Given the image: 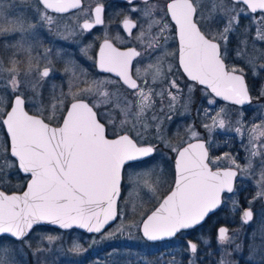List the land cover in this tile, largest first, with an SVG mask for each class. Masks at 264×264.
Here are the masks:
<instances>
[{"label":"snow or ice","instance_id":"snow-or-ice-1","mask_svg":"<svg viewBox=\"0 0 264 264\" xmlns=\"http://www.w3.org/2000/svg\"><path fill=\"white\" fill-rule=\"evenodd\" d=\"M124 3L129 14L122 27L128 38L117 33L111 39L126 50L114 46L107 32L95 57L92 44L77 41L80 58L115 78L89 80L78 59H65L68 54L57 48L55 59L65 64L61 75L67 79L56 83L51 79L57 71L53 50L39 52L43 32L52 33L55 27L60 39H82L104 23V5L90 13L81 9L94 23L86 20L78 32L66 25L68 35H63L52 13L80 9L81 0H0V188L13 175L28 178L22 194L0 190V264H43L41 257L50 249L41 245L57 239L38 237L34 245L32 233L43 223L101 233L121 214L115 205L124 191L130 194L125 203L134 211L135 201L143 197L158 205L139 225L128 228L142 225L149 241L192 235L195 238L183 244V259L204 264L202 250L213 245L199 230L210 216L227 212L238 217L242 230L254 219L253 204L264 202V55H254L264 46V0ZM257 10L258 19L253 15ZM244 19L249 23L242 24ZM237 35L240 39L230 47ZM170 41L178 42L174 52L168 51ZM170 56L178 63L168 62ZM21 64L26 67L21 69ZM81 83L88 86L81 88ZM196 91L210 107L217 97L239 106L255 101L261 123L246 127L244 113L249 109L242 107L233 128L231 121L226 124L225 109L212 116L205 108L212 122L201 124L204 131L192 125L186 129L197 142L173 144L167 125L173 114L191 109ZM177 105L184 111L178 112ZM218 130L234 132L241 140L247 136L243 167L228 152L211 154L220 146L213 135ZM222 160L230 162L223 170ZM257 175L256 194L242 205L235 180ZM165 185L168 194L161 201L158 192ZM261 220L259 243L255 230L245 237L240 230L229 234L228 227L217 228L221 258L213 264H232L227 258L242 254L245 247L249 264H264V217ZM70 251L79 253L82 245L74 241ZM163 264H177L175 255Z\"/></svg>","mask_w":264,"mask_h":264},{"label":"flooded vegetation","instance_id":"flooded-vegetation-1","mask_svg":"<svg viewBox=\"0 0 264 264\" xmlns=\"http://www.w3.org/2000/svg\"><path fill=\"white\" fill-rule=\"evenodd\" d=\"M98 4H103L105 7V12L103 13V20L104 23L101 25H95L90 32H87L85 34V36L81 39L79 36H72L69 35L67 40H63L60 39L59 36L56 34V28H53L52 33H47V32H43L42 34V39L44 41L43 47H41L39 49V52L42 53L44 48H51L53 50L52 52V59H53V63L54 66L56 68V72L53 73L51 79H53L56 83H61L63 81H65L67 79L66 76H62L61 73L64 70L65 64L63 63V61H57L55 59V50L57 48H62L64 50L65 53H67L68 55L65 56V59H68L69 57H75L78 59V62L82 65L83 68L87 69L89 75V80H91L92 78H97L100 80L103 79H107V78H115V74L114 73H104L101 72L98 68L93 67L92 66V61L91 60H87L85 61L83 58L79 57V51H78V44L77 41H80V43L82 44H92V55L95 57L96 54L99 52V45H101L103 43V40L105 38V33H109V38L111 40V42L113 43L114 46L119 47L120 50H126L125 46L122 44H119L118 42H116L114 39H111L113 37L116 36L117 33H119V35L128 38V33L123 29L122 27V21L124 19L125 15H128V5H126L124 3V0H81V8L80 9H75L66 13H52L54 15V17H56L57 19V23L60 27L61 33L63 35H68V33L64 32V28L66 25L69 26L70 29H75L77 32L79 31V26L82 25L86 20H88V22L94 23V19H90L88 15L85 14V12H82L81 9L87 10V12H91L92 9H94ZM117 11L121 12L122 15L117 16L116 13ZM258 13L257 14H253L258 17ZM132 19L135 20L136 17L135 15H132ZM248 21V20H246ZM133 34L136 33V29H133ZM239 35H237L236 37H234L231 40V44L230 47H234L236 44V41L238 40ZM170 47L168 49L169 52H174L176 51V49L178 48V42L175 41H170ZM131 46V45H129ZM260 47V46H258ZM138 51H140V48H137ZM37 53L33 52V56H35ZM168 62L176 64L178 63V58H173V57H169L168 58ZM35 63V62H34ZM135 63V61H134ZM233 63H236L233 61ZM44 63L41 62L40 64V68L41 70L44 67ZM239 66V65H238ZM21 69H24L26 67V64H21L20 65ZM178 79L181 80V83H184L183 78L181 77H177ZM83 79V77L81 78ZM88 85L86 84H80L79 87L84 88L87 87ZM66 90V89H65ZM186 91V90H185ZM193 100L194 103L191 107V109L185 113L184 115H180V114H173V119L171 121L170 125H167L168 127V134L172 140L173 144H180L183 143L185 146L187 143L191 142V143H196L197 141L195 139H191L190 138V134L186 133V129L189 125L194 126L197 130L203 132V128H201V124L206 122V123H211L212 121L210 119H208L205 114H204V109L205 108H210V112L209 115L215 116L216 112L221 109H228L230 108V110H233L234 112L241 110V108H247L249 109L248 111H245V120H247V118L249 117L251 112V107L255 104V101L253 103L252 106L249 105H245V106H239V105H233V104H229L227 102H224L222 100H220L219 98H216L217 103L215 105H212L211 107L207 104L206 99L203 96V93L200 91H196L193 94ZM182 103V102H181ZM177 109L178 112H183V108H181L179 105H177ZM198 110H199V115H198ZM254 111V110H252ZM225 121L226 124L228 123V114H226L225 112ZM214 141L215 143L219 144L220 146L217 148H214L211 152V154L213 156H221L223 155L225 152L230 153L232 156H234L237 160V163H239L242 167L245 164V150L243 148L238 147V141L236 139L231 140L229 143V139H228V135L225 133V131H217L214 134ZM4 139V137H3ZM228 140V143L225 144L224 141ZM174 155V154H173ZM230 166V162L227 160H222L219 162V167L220 169H225L228 168ZM167 167L171 168L172 167V162L169 161ZM129 172L132 171V169L128 170ZM22 176V175H20ZM25 177V182L27 177L23 176L22 178ZM17 180V181H16ZM242 182L239 178H237L235 180V187L237 188L238 191V197L240 199V202L242 205H247L248 200L251 199V194H246V192H251V188L247 187L249 185V182H247V186L246 187H240L238 186L239 183ZM19 177L15 178H11V182L9 183L11 187L9 186H5L4 188H0L1 190L6 191V193L9 192H15V191H19L21 190V188L23 187V185H25V183H23V185H21V188L15 187L14 185H19ZM241 188V189H238ZM168 193V188L167 185L163 186L160 188L159 192H158V197L160 199H162L166 194ZM129 194V192L124 191L122 192L121 197H119L118 200V204H117V210L118 213H121V201H123V199H125L127 197V195ZM141 196H143V194H141ZM142 204L140 205L141 210L139 211L140 216H142V219L150 213L151 210H153L157 204L155 201H149L147 199V197H143V199L141 200ZM261 202V201H260ZM264 206V202H261ZM253 207V212L254 214L257 211V208ZM124 212V211H123ZM125 213V212H124ZM127 214L130 215V213L128 212ZM121 214L118 215L117 220L119 219ZM141 219V220H142ZM117 220L115 222H117ZM140 220V221H141ZM114 222V224H115ZM239 219L238 217H233L232 215H230L227 212H220L216 215H212L210 216V218L206 221V223H204V225L202 226V228L199 230L200 234H203L205 236H207L211 243H212V248L208 249L207 252H203L202 250V257L204 259V264H213V262H218L221 258L220 254L218 253V250L216 249V229L218 227L221 226H225L229 228V233L231 231H236L238 229V225H239ZM140 224V223H139ZM112 226V225H111ZM111 226H109L108 228H110ZM248 226V225H247ZM108 228H106L103 232H105ZM69 231H73V230H68ZM101 232V233H103ZM138 232L140 235V238L142 239V242L145 246H149V247H154L156 250L158 251H163L166 250L169 254V256L166 258H162L159 259L161 261V264H163V261H171L173 254L170 252V250H175V246L178 247H182L183 248V244L185 243V241L187 239H194L195 237L192 235H187V234H178L176 237L174 238H169V239H163L160 241H148L146 240L140 232V228H138ZM100 233V234H101ZM156 252H152L149 254V256L151 257L152 254L154 255ZM175 255V253H174ZM150 258H148L147 260H149ZM176 261L179 260L178 257H176ZM157 260V258H153L151 257L150 261H155ZM182 260L184 261V263L187 260H184L182 257ZM183 263V264H184ZM243 263L242 260L239 261V264ZM143 264H146L143 261ZM150 264H155V262H151ZM243 264H247L246 262H244Z\"/></svg>","mask_w":264,"mask_h":264},{"label":"rangeland","instance_id":"rangeland-1","mask_svg":"<svg viewBox=\"0 0 264 264\" xmlns=\"http://www.w3.org/2000/svg\"><path fill=\"white\" fill-rule=\"evenodd\" d=\"M246 20L247 19L242 20V24H248L249 21ZM238 39H240V36L238 37ZM258 48L259 50L254 55L257 57L264 55V46H260ZM249 51L251 52V50ZM234 62H236L233 63L235 64V66H242L239 61ZM250 109V113L252 114H250L247 120H245L246 127H252V122H254L255 124L261 123V119L256 115L255 104ZM225 112L226 114H228V122L231 121V126L233 128L236 127L237 125L235 124V121L239 118L238 111L234 112L233 110H230V108H228L225 109ZM225 133L228 135L229 143L234 139L238 141V147L241 146V148H243L242 143L247 144L248 142L247 136H245L243 140H241V137L237 136L234 132L225 131ZM2 141L3 135L2 133H0V142ZM12 177L15 179L19 177V185H14L15 187L21 188V185L25 183V177L22 178L21 176L15 175H13ZM11 178L6 184L9 187H11L9 184L11 182ZM258 178L259 177L257 175L250 180L240 182L238 186L246 187L247 182H249V185L247 187L251 188V192H246V194H251V196L253 197L255 196L257 191L256 180ZM129 195L130 194H128L127 197L123 199V201H121V215L119 219L117 220V222H115V224H113L110 228L103 232V234L101 233L98 235H91L78 232L76 230L68 232L37 227L32 233L34 245L36 243H39V241L37 240L38 237L53 236L57 238L55 243L52 245H48L46 240L41 245L42 247H47L50 249V251H47L44 256L41 257L43 264H141V261H144L146 264H150L151 262H156L159 259L165 257L167 258L169 254L166 250L158 251L154 247L145 246L143 244L137 227H127V225L132 224L139 225L140 220L142 219V216H140L139 213V211L141 210L140 205L142 204V201H135L134 211L132 204L126 205L125 203L126 200H128ZM262 205L263 204L260 201H256L253 204V206H255L254 208H257V211L254 214L253 221L248 226H244L242 230L240 227V222L237 226V230H240L241 234L245 237H250L255 230L256 243L260 242L259 228L262 223L261 218L264 217V206ZM128 212L130 213V215L127 214ZM120 227H124V231H118L117 229ZM231 232L229 234H231ZM74 241L79 242L82 245L83 251L79 253L70 251L72 243ZM216 249H218V245H216ZM154 251L156 253L154 255L152 254L151 257L152 259L157 258V260L150 261L151 257L149 256V254ZM170 252L172 254L175 253V260H177L176 257L179 258V260L176 261L177 264L184 263V261L182 260V257L184 256L182 247L175 246V250H170ZM248 255V249L247 247H245L242 254H234L227 259H230L232 261V264H239V261L241 260L243 263L246 262L247 264H249ZM148 258L150 259L147 260ZM184 264H188V261H186Z\"/></svg>","mask_w":264,"mask_h":264},{"label":"water","instance_id":"water-1","mask_svg":"<svg viewBox=\"0 0 264 264\" xmlns=\"http://www.w3.org/2000/svg\"><path fill=\"white\" fill-rule=\"evenodd\" d=\"M72 10H75V9H69L68 10V12L69 11H72ZM260 10H257V12H259ZM217 98H219L220 100H222V101H224V102H227V103H229V104H232L230 101H226V100H223L222 98H220V97H217ZM245 106V105H244ZM221 170H223V169H221ZM28 179V178H27ZM26 184H27V180H26V182H25V185L23 186V188L20 190V191H15V193L16 194H22V192L24 191V190H26ZM1 190V189H0ZM13 192H9V193H7V194H12ZM168 194V193H167ZM166 194V195H167ZM165 195V196H166ZM118 200H119V197L117 198V200H116V205H115V207H116V211H117V203H118ZM161 201H162V199H161ZM158 206V205H157ZM155 209V208H154ZM153 209V210H154ZM153 210H151V211H153ZM151 211H150V213H151ZM149 213V214H150ZM143 219H146V216L143 218ZM115 220L116 219H114V220H111L107 225H105L104 226V228H102L101 229V232H103L108 226H110L111 224H112V222H115ZM39 226H48V227H52V228H55V229H58V230H63V231H65V230H70V229H76V230H78V231H81V232H84V233H87V234H98V233H95V232H93V233H89L86 229H82V228H79V227H77V226H75V225H73V227H71V228H69V229H63V228H60L58 225H52V224H48V223H43V224H41V225H39ZM219 228V227H218ZM140 232H141V235L143 236V233H142V225H140ZM100 234V233H99ZM144 237V236H143ZM145 238V237H144ZM146 239V238H145ZM164 239H169V238H164ZM147 240V239H146ZM161 240H163V239H161ZM149 241V240H148ZM157 241H160V240H157ZM152 242V241H151Z\"/></svg>","mask_w":264,"mask_h":264},{"label":"trees","instance_id":"trees-1","mask_svg":"<svg viewBox=\"0 0 264 264\" xmlns=\"http://www.w3.org/2000/svg\"><path fill=\"white\" fill-rule=\"evenodd\" d=\"M21 177H23V176H21ZM38 228H45V229H50V230H53V229H51V228H49V227H44V226H37ZM36 227V228H37Z\"/></svg>","mask_w":264,"mask_h":264}]
</instances>
